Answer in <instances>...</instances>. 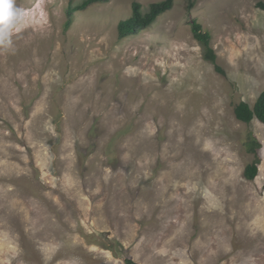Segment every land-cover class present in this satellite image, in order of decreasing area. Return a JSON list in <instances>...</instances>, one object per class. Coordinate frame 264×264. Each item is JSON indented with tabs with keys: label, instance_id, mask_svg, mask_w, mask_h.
Listing matches in <instances>:
<instances>
[{
	"label": "rangeland",
	"instance_id": "374dc122",
	"mask_svg": "<svg viewBox=\"0 0 264 264\" xmlns=\"http://www.w3.org/2000/svg\"><path fill=\"white\" fill-rule=\"evenodd\" d=\"M11 0L0 35V264H264L260 0ZM191 4L190 8L189 5ZM211 34L220 73L191 21ZM260 143L259 172L245 177Z\"/></svg>",
	"mask_w": 264,
	"mask_h": 264
},
{
	"label": "trees",
	"instance_id": "16d2710c",
	"mask_svg": "<svg viewBox=\"0 0 264 264\" xmlns=\"http://www.w3.org/2000/svg\"><path fill=\"white\" fill-rule=\"evenodd\" d=\"M109 0H85L83 3L71 7L68 11L70 21L67 26H70L72 15L75 11H80L88 8L89 6L96 3H106ZM174 6V0H162L158 2H153L150 4L148 11L144 12L142 10V4L138 1H134L132 4V14L130 17L119 21L118 23V36L119 38L125 39L127 37L138 35L142 31L152 27L159 18L170 11ZM191 4L189 5L190 8ZM257 6L264 10V0H260ZM192 33L202 48L205 60L211 62L215 70L224 73V70L217 64V54L215 49L211 45V34L209 31H204L202 24L194 19L191 21ZM234 113L239 121L250 123L253 119H258L264 123V90L257 97L255 104L252 106L246 101H241L235 105ZM261 143L256 139L252 138L248 142V149L254 152L255 158L249 163L244 171V175L247 179L253 180L259 172L260 156L259 149ZM126 264H138L131 257L125 258Z\"/></svg>",
	"mask_w": 264,
	"mask_h": 264
},
{
	"label": "clouds",
	"instance_id": "9594fccd",
	"mask_svg": "<svg viewBox=\"0 0 264 264\" xmlns=\"http://www.w3.org/2000/svg\"><path fill=\"white\" fill-rule=\"evenodd\" d=\"M18 17L19 13L13 10L11 0H0V35L6 37Z\"/></svg>",
	"mask_w": 264,
	"mask_h": 264
}]
</instances>
